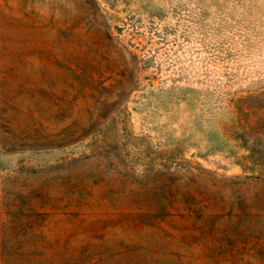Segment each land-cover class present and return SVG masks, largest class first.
Returning a JSON list of instances; mask_svg holds the SVG:
<instances>
[{"label": "rangeland", "instance_id": "rangeland-1", "mask_svg": "<svg viewBox=\"0 0 264 264\" xmlns=\"http://www.w3.org/2000/svg\"><path fill=\"white\" fill-rule=\"evenodd\" d=\"M0 264H264V0H0Z\"/></svg>", "mask_w": 264, "mask_h": 264}]
</instances>
